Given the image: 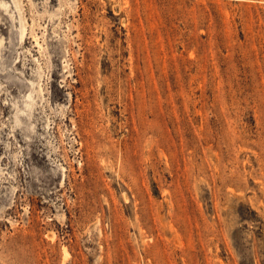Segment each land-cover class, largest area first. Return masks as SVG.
I'll return each instance as SVG.
<instances>
[{"label":"rangeland","instance_id":"374dc122","mask_svg":"<svg viewBox=\"0 0 264 264\" xmlns=\"http://www.w3.org/2000/svg\"><path fill=\"white\" fill-rule=\"evenodd\" d=\"M0 38V264H264V0H0Z\"/></svg>","mask_w":264,"mask_h":264},{"label":"bare ground","instance_id":"6f19581e","mask_svg":"<svg viewBox=\"0 0 264 264\" xmlns=\"http://www.w3.org/2000/svg\"><path fill=\"white\" fill-rule=\"evenodd\" d=\"M5 1V0H4ZM14 2H17V1H14ZM13 4V3H12ZM3 5V4H2ZM13 5H17L16 3L15 4H13ZM7 6V5H6ZM18 6V5H17ZM14 8H17V7H14ZM19 8V7H18ZM17 10V9H16ZM18 11V10H17ZM19 17H20V15H19ZM14 18V17H13ZM20 20H22V19H20ZM22 23V22H21ZM20 23V24H21ZM20 28V27H19ZM23 30H24V26L23 25H21V33H20V37L22 38V36H23ZM20 37H19V39H20ZM2 43H3V41H2V39L0 38V52H1V47H2ZM32 90V89H31ZM31 92V91H30ZM26 94V93H25ZM28 98L29 99H32L31 98V96L30 95H28ZM31 103V102H30ZM14 105H15V103H14ZM16 107V106H15ZM28 110H30V109H28ZM23 111V110H22ZM24 112V111H23ZM29 112V111H28ZM21 113V112H20ZM14 114H15V111H14ZM29 114H30V112H29ZM15 116V115H14ZM19 117V116H18ZM26 117V116H25ZM30 117V116H29ZM17 118V117H16ZM21 119V118H20ZM30 121V120H29ZM30 124V123H29ZM30 127H32V126H30Z\"/></svg>","mask_w":264,"mask_h":264}]
</instances>
